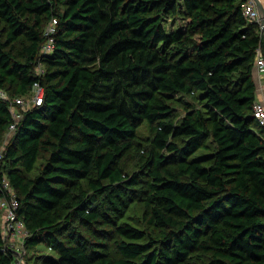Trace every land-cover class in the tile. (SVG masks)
<instances>
[{
  "label": "trees",
  "instance_id": "trees-1",
  "mask_svg": "<svg viewBox=\"0 0 264 264\" xmlns=\"http://www.w3.org/2000/svg\"><path fill=\"white\" fill-rule=\"evenodd\" d=\"M241 3L0 0V88L44 90L4 148L14 120L0 100V189L5 177L16 192L25 251L53 253L33 264H264V128L252 110L264 32ZM137 203L144 227L124 220ZM1 215L0 264H12Z\"/></svg>",
  "mask_w": 264,
  "mask_h": 264
},
{
  "label": "built area",
  "instance_id": "built-area-1",
  "mask_svg": "<svg viewBox=\"0 0 264 264\" xmlns=\"http://www.w3.org/2000/svg\"><path fill=\"white\" fill-rule=\"evenodd\" d=\"M242 14L248 22L259 25L260 17L254 0H241ZM56 19H52L46 27L45 34L50 35L55 32ZM53 40L49 38L41 47V54L46 55L52 52ZM255 67L259 73L264 74V58L261 51L257 52ZM38 74L43 72L40 65L36 67ZM43 87L39 82H35L29 97H10L8 93L0 88V100L8 103L9 110L12 113L13 120L8 126V132L12 135L16 122L22 114L33 106H40L43 102ZM253 116L258 124L264 128V103L256 100L253 104ZM2 151H0V159ZM19 201L15 190L9 181L2 178V188L0 189V211H1V233L5 241V247L13 254L12 264H26L25 239L28 236L24 222L18 217Z\"/></svg>",
  "mask_w": 264,
  "mask_h": 264
},
{
  "label": "rangeland",
  "instance_id": "rangeland-1",
  "mask_svg": "<svg viewBox=\"0 0 264 264\" xmlns=\"http://www.w3.org/2000/svg\"><path fill=\"white\" fill-rule=\"evenodd\" d=\"M171 22H169L170 24ZM182 21H176V25L178 24H182ZM1 26V25H0ZM45 32V30H44ZM175 112H176V116L178 118H181L184 115V110L182 108V106L180 105L179 102H175L173 105ZM149 128L146 125H142L139 128V136L140 137H147L149 136ZM11 137V134L7 131L4 132V134L1 135V140H2V148H4L6 146V144L9 142V138ZM136 152H131L128 153L125 158L123 159V164L124 166L127 167V169L132 172L135 171L137 169V155L135 154ZM33 173L30 174V176H32ZM142 213H143V206L141 204H133L130 206L124 220L134 226H139V227H144L143 224V219H142ZM53 255L52 251L49 250L45 245L40 244L37 247L29 250V251H25L24 254V258L25 260L28 262L27 264H33L36 257L37 256H41V255Z\"/></svg>",
  "mask_w": 264,
  "mask_h": 264
},
{
  "label": "crops",
  "instance_id": "crops-1",
  "mask_svg": "<svg viewBox=\"0 0 264 264\" xmlns=\"http://www.w3.org/2000/svg\"><path fill=\"white\" fill-rule=\"evenodd\" d=\"M260 2L264 7V0H260ZM252 76L256 87V100L264 103V74L259 73L255 67Z\"/></svg>",
  "mask_w": 264,
  "mask_h": 264
},
{
  "label": "water",
  "instance_id": "water-1",
  "mask_svg": "<svg viewBox=\"0 0 264 264\" xmlns=\"http://www.w3.org/2000/svg\"><path fill=\"white\" fill-rule=\"evenodd\" d=\"M257 10L259 12V17H260V22H259V26L261 28V30L264 32V7L262 6L260 0H254Z\"/></svg>",
  "mask_w": 264,
  "mask_h": 264
}]
</instances>
